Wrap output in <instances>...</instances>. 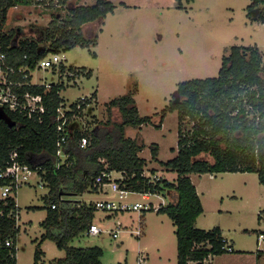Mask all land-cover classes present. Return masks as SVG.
<instances>
[{
    "label": "rangeland",
    "instance_id": "374dc122",
    "mask_svg": "<svg viewBox=\"0 0 264 264\" xmlns=\"http://www.w3.org/2000/svg\"><path fill=\"white\" fill-rule=\"evenodd\" d=\"M95 1L20 0L8 10L4 31L15 30L29 39L43 38L46 29L62 25L71 8L92 6ZM107 1L113 3L114 11L102 22L82 26L90 41L97 36V45L77 46L64 53L65 65L82 68L84 73V77L65 81L60 93L65 108L72 103H86L70 120L71 131L89 133L99 122H106L109 102L125 95L134 83L138 86L134 100L139 117L149 116L154 125L159 124L161 111L175 96L177 84L216 77L232 47H256L264 64V24L247 16L252 0ZM87 70L90 74H85ZM32 78L39 85L58 81L57 73L51 70L36 71ZM111 115L116 120L119 114L112 109ZM191 127L188 121L182 124L185 131ZM125 135L145 144L140 153L146 161L145 176L156 175L171 182L176 179V174L167 176V171L154 163L150 149L152 144L159 147L161 162L176 156V112L165 115L160 129L152 125L128 127ZM199 158L210 160L205 156ZM191 179L203 209L194 227L204 231L220 228L232 247V252L211 256L202 264H264V239L258 238L260 233L264 236V185L259 183L258 175L192 174ZM38 181L32 177L29 185L16 192L19 207L16 264H35L34 253L38 250L44 252V257L37 264H54L65 256L52 241L41 242L44 231L40 223L46 215L44 197L48 188ZM98 197L85 193L69 198L89 203ZM108 198L118 199L113 194ZM151 201L154 205H167L165 198L154 197ZM123 202L144 201L128 195ZM117 221L121 223V231L113 238L109 233ZM94 223L103 233L84 235L74 240L72 246L99 247L103 252L102 264H137V258L143 255L147 256V264H177L176 227L165 214L155 210L117 214L97 211Z\"/></svg>",
    "mask_w": 264,
    "mask_h": 264
},
{
    "label": "trees",
    "instance_id": "16d2710c",
    "mask_svg": "<svg viewBox=\"0 0 264 264\" xmlns=\"http://www.w3.org/2000/svg\"><path fill=\"white\" fill-rule=\"evenodd\" d=\"M19 3L20 0H0V53L5 55V63L15 68L32 67L49 53H65L77 46H96L97 36L90 41L84 36L82 26L104 21L115 8L107 0H96L92 6L73 7L61 27L53 25L45 30L43 38L29 39L15 30L4 31L8 10ZM247 11L250 19L264 24V0H252ZM66 71L73 73L69 80L84 77L82 68L61 65L60 73L63 75ZM62 90V83L49 89L26 86L20 90L41 96L45 109L41 115L28 117L26 111L20 114L0 107V167L7 165L9 153L16 150L21 163L38 169L48 188L44 197L46 215L40 223L44 231L41 242L52 241L65 252L64 258L54 264H102L103 252L99 247L72 246L94 223L96 211L93 203L73 201L69 197L94 194L97 191L94 180L104 170L122 173L123 180L117 182L124 190L149 191L167 200V205L156 212L165 214L176 227L177 264H202L211 256L232 252L220 228L204 231L194 227L203 209L190 175L255 173L259 183L264 185V64L256 47H232L216 77L179 82L175 96L161 111L157 125L149 116L139 117L134 100L138 86L134 83L125 95L109 102L106 122H99L84 134L78 129H68L62 150L68 155L69 163L56 170V109L62 102L59 96ZM85 104L72 103L73 112H81ZM77 105L80 109H76ZM112 109L118 111L116 120L111 118ZM173 112L178 118L176 156L160 164L176 174V180L174 183L166 179L151 181L144 175L146 161L139 156L145 144L140 139L127 138L125 128L152 125L160 129L165 115ZM72 114L67 113V116L70 118ZM186 121L192 124L191 130L182 129ZM82 136L87 137L85 148L80 147ZM150 149L152 159L156 160L158 146L152 144ZM201 156L211 161L200 159ZM15 196L16 193L0 200V240H17L19 229L13 215L19 209ZM10 212L12 217H8ZM260 235L263 234L258 238ZM224 246L230 251L223 250ZM42 257L44 252L36 251L35 264Z\"/></svg>",
    "mask_w": 264,
    "mask_h": 264
},
{
    "label": "built area",
    "instance_id": "2783aa9c",
    "mask_svg": "<svg viewBox=\"0 0 264 264\" xmlns=\"http://www.w3.org/2000/svg\"><path fill=\"white\" fill-rule=\"evenodd\" d=\"M66 57L64 53H53L50 57L46 56L40 59L34 66L20 65L17 68L14 66L7 65L5 63V55L0 53V107H7L12 112H18L20 114L27 112L28 117L32 114H43L45 109L42 105V98L39 95H31L29 93H21L20 90L26 86H43L45 89L51 88V86L62 83L65 85V81L73 77L72 72L66 71L63 75L60 73V66H66ZM47 71L51 70L53 73H57L58 81L56 83H43V85L36 84L33 82L32 75L36 71ZM62 77L65 79L62 80ZM74 80V79H73ZM72 81V80H70ZM33 82V83H32ZM60 96V93H59ZM70 104L65 108V103L62 101L56 109V121H57V141H56V158H55V169L59 170L61 167L67 165L68 155L62 150V145L66 141L68 136L69 122L72 118H75L77 114L73 112ZM76 109H80L77 105ZM67 113H73L69 118ZM87 137L82 136L80 138V147L85 148L87 146ZM7 165L3 168L0 167V200H4L9 197H13L23 186L29 185L31 178H37L39 185L44 182L38 173V169H32L29 165L21 163L18 160L17 151L14 150L9 153ZM117 172H111L104 170L94 180V186L97 191H110L118 199H101L93 202L94 209L97 212L104 213H124V212H146L155 210L157 211L161 206L154 205L152 198L160 197L159 195L153 194L149 191L146 192H129L121 188L117 181L123 180L124 176L120 179H114L112 174ZM150 177L151 181L159 180L156 175L147 176ZM2 183V184H1ZM106 187V188H105ZM96 191V192H97ZM128 195L139 196L144 202H123ZM16 203V201H15ZM17 207V205H16ZM55 208L54 205L51 206ZM13 213L10 212L8 217H12ZM13 218L17 221L19 218L18 212L13 215ZM121 231V223L117 221L114 229L109 234L113 238H117ZM103 233V230L95 223L91 224L88 230L85 232L87 236H97ZM136 235H140V231H136ZM259 239L263 240L264 236L260 235ZM223 250L230 251L229 247L224 246ZM16 253L17 246L16 241L13 239L0 240V264H16ZM13 261V262H12ZM137 264H147L145 256L137 258Z\"/></svg>",
    "mask_w": 264,
    "mask_h": 264
},
{
    "label": "crops",
    "instance_id": "0c3cea01",
    "mask_svg": "<svg viewBox=\"0 0 264 264\" xmlns=\"http://www.w3.org/2000/svg\"><path fill=\"white\" fill-rule=\"evenodd\" d=\"M89 70H91V69H89ZM88 71V70H87ZM82 79H84V78H82ZM128 128V127H127ZM125 132H126V128H125ZM159 148V147H158ZM177 148V147H176ZM159 151V150H158ZM141 153V152H140ZM140 153H139V156H141L140 155ZM158 154H159V152H158ZM142 158V157H141ZM151 159H152V157H151ZM145 160V159H144ZM155 162L154 163H157L158 165H160L161 166V161H159L158 160V155H157V158H156V160H154ZM162 163H166V162H162ZM162 167V166H161ZM163 168V167H162ZM164 171H166L165 169H164ZM167 176L169 175V174H174V173H172V172H168L167 171ZM194 175V174H193ZM112 176H113V178L114 179H120L121 177H122V175H121V173H113L112 174ZM198 176H200V175H198ZM190 179H191V175H190ZM176 180V179H175ZM175 180L174 179H172V182L174 183L175 182ZM191 181H192V179H191ZM169 182H171V181H169ZM106 188V187H105ZM196 188V187H195ZM197 191V190H196ZM198 193V192H197ZM112 194H111V192L110 191H106V189H105V191H97V192H95L94 193V196H100V197H98L95 201H98V200H101V199H106V198H108V196L110 197ZM114 195V194H113ZM17 196V195H16ZM115 196V195H114ZM200 197V196H199ZM15 200H16V197H15ZM95 201H90V203H93V202H95ZM16 205H17V202H16ZM17 208H19L18 206H17ZM223 237V236H222ZM224 238V237H223ZM226 240V239H225ZM227 241V240H226ZM227 245L229 246V244H228V242H227ZM145 256V258H146V263H147V256L146 255H144ZM189 264H192V263H189Z\"/></svg>",
    "mask_w": 264,
    "mask_h": 264
}]
</instances>
